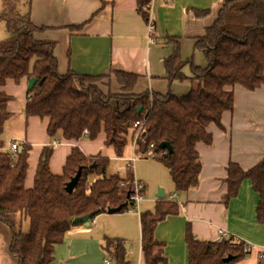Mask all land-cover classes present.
<instances>
[{"label": "trees", "instance_id": "1", "mask_svg": "<svg viewBox=\"0 0 264 264\" xmlns=\"http://www.w3.org/2000/svg\"><path fill=\"white\" fill-rule=\"evenodd\" d=\"M23 1L29 6L32 2L2 0L0 21L5 23L9 38L0 41V87L9 79L19 83L25 77L36 78L37 82L27 89L26 115L48 117L51 137L61 130L67 139H93L104 126L106 144L115 157H124L128 147H133L137 132L134 125L142 122L141 150L154 144L159 154L156 160L169 169L178 192L198 186L202 164L196 145H211L212 135L207 127L212 123L222 126L223 113L233 110L235 94L231 88L238 85L255 91L264 85V0L225 2L206 36L195 44L207 60L205 68L192 60L183 61L178 41L165 37V42L175 45L173 54L164 61L169 80H183L187 66L191 71L193 86L185 96L172 92L134 94L138 76L123 71L115 72L122 86L117 93L102 90V77L60 74L55 42L36 38L45 28L36 27L29 12H18ZM150 3L151 0H138V11L146 20ZM11 100L13 97L0 90V221L11 229L10 254L18 264H50L55 246L64 241L75 218L96 212L95 218L120 206V212L130 209V197L135 193L133 174L126 179L118 175L108 177L109 158L86 157L76 148L67 158L63 174L54 175L49 169L53 148L48 146L38 164L34 187L27 189L31 146L18 142L13 153L5 150L3 139L5 124L12 117L7 110ZM162 142L171 145L172 153L160 148ZM79 168L81 178L70 194L66 185ZM228 174L227 200L237 196L244 179H250L260 195L257 219L264 225V158L247 171L231 162ZM140 193L143 194L142 187ZM178 212L175 202L161 199L154 213L141 214V246L146 264L167 263L165 244L155 238V229L168 215ZM187 243L189 264H231L248 254V245L236 236L225 237L220 243L200 242L188 230ZM103 250L114 264H131L121 241L108 238ZM228 256L232 259L225 262Z\"/></svg>", "mask_w": 264, "mask_h": 264}, {"label": "crops", "instance_id": "2", "mask_svg": "<svg viewBox=\"0 0 264 264\" xmlns=\"http://www.w3.org/2000/svg\"><path fill=\"white\" fill-rule=\"evenodd\" d=\"M226 1L151 0L146 11L155 24L154 43L150 42L148 20L138 11V0H32L30 6L23 1L17 10L23 15L29 12L32 23L45 28L36 34L37 39L55 42L60 74L74 72L102 77V90L117 93L122 86L115 72L123 71L138 76L134 94L172 92L185 96L193 86L191 71L187 66L183 69V80H169L164 61L173 54L175 45L164 39L175 38L182 60H192L196 66L205 68L207 60L195 49V44L206 36ZM2 7L0 0V13ZM195 11L205 13L197 15ZM2 22L0 41L4 38ZM28 81L26 77L19 83L9 79L0 87L13 97L7 104L12 117L5 124L4 134L8 126L14 133L3 134L5 150L10 148L11 141H24L31 146L27 189L34 187L42 153L50 146L52 174L62 175L67 158L78 148L86 157L109 158L108 177L118 175L126 179L133 174V181L142 187L144 196L137 211L102 213L89 225L72 226L64 241L55 246L50 264H114L103 250L108 238L125 244V257L131 264H146L141 246V214L154 213L161 199L175 202L179 212L168 215L155 229V238L165 244L167 263L160 264H189L188 230L197 241L215 243L222 242L219 231L223 230L225 237L236 236L249 248L243 260L231 264H264V225L257 219L260 195L254 191L252 181L244 179L237 196L227 200L230 163H237L247 171L264 158V85L255 91L238 85L231 88L235 94L233 110L223 113L222 126L212 123L207 127L212 135L211 145L204 142L196 145L202 164L198 186L178 192L169 169L160 161L133 160L132 145L124 157H115L106 144L104 126L93 139H67L61 130L51 137L48 117L26 115ZM20 129L22 133L16 134ZM159 191L164 193L163 198L158 197ZM11 242V229L0 221V264H18L10 254Z\"/></svg>", "mask_w": 264, "mask_h": 264}, {"label": "built area", "instance_id": "3", "mask_svg": "<svg viewBox=\"0 0 264 264\" xmlns=\"http://www.w3.org/2000/svg\"><path fill=\"white\" fill-rule=\"evenodd\" d=\"M147 9V8H146ZM148 30H149V34L151 35L150 37V42L154 43V38L152 36L153 32L155 31V24L153 23V21L151 20V18L149 17L148 19ZM134 127L136 128L137 132L135 135V139H134V143H133V148L135 150V154H134V158L133 160H136L137 158H150V159H154L156 160L157 157L159 156L158 153L155 152V146L154 144H150L148 149L142 151L141 150V142H143V123L142 122H137ZM55 145H57V143H55ZM18 149V144L16 141H11L10 143V151L15 153ZM142 196L139 194V186H137L136 184V193L134 196L131 197V200H133L134 202L138 203L142 200ZM130 212V211H129ZM219 235L223 238L226 236V233L223 230L219 231ZM249 248L246 247V251H248ZM107 263H110L108 260L106 261Z\"/></svg>", "mask_w": 264, "mask_h": 264}, {"label": "water", "instance_id": "4", "mask_svg": "<svg viewBox=\"0 0 264 264\" xmlns=\"http://www.w3.org/2000/svg\"><path fill=\"white\" fill-rule=\"evenodd\" d=\"M37 82V79L32 77L29 79L28 81V89L32 88V86ZM160 148L161 149H164V150H167L169 153H172V147L171 145L168 143V142H162L160 144ZM23 148L20 147L19 148V151H21ZM81 175H82V168H79L76 175L74 177L71 178V180L67 183L66 185V191L68 193H73L76 185L78 184L80 178H81ZM158 197L159 198H163L164 197V193L162 191H159L158 193ZM123 206H120L118 208H109L107 210V212L109 214H114V213H118L122 210ZM96 215V212H93V213H90L86 216H83V217H78V218H75L73 221H72V225H79V224H87L89 225L90 221L94 218V216ZM232 259V256H228L227 258H225V262H229L230 260Z\"/></svg>", "mask_w": 264, "mask_h": 264}, {"label": "rangeland", "instance_id": "5", "mask_svg": "<svg viewBox=\"0 0 264 264\" xmlns=\"http://www.w3.org/2000/svg\"><path fill=\"white\" fill-rule=\"evenodd\" d=\"M5 23H1V27H3L4 28V33H3V36H1V37H4L1 41H3V40H6V39H8L9 38V33H8V31H7V29L5 28V25H4ZM98 84V83H97ZM100 84V83H99ZM98 84V85H99ZM100 86V85H99ZM28 87V86H27ZM12 133H14V131H13V129H12V127H10V126H8V127H6V130H5V136L7 135V136H10ZM16 134H18V135H20L21 133H22V129H20L19 131H16L15 132ZM7 150H9L10 151V148L8 147L7 148Z\"/></svg>", "mask_w": 264, "mask_h": 264}, {"label": "flooded vegetation", "instance_id": "6", "mask_svg": "<svg viewBox=\"0 0 264 264\" xmlns=\"http://www.w3.org/2000/svg\"><path fill=\"white\" fill-rule=\"evenodd\" d=\"M133 184H134L135 193H136V184H137V183H135V181H134ZM137 186H139V185L137 184ZM140 190H141V186H139V194L143 197V198H142V200H143V199H144V196H143V194L140 193ZM135 193H134V195H135ZM134 195H133V196H134ZM131 197H132V196H131ZM131 197H130V200H131ZM142 200H141V201H142ZM141 201H140V202H141ZM131 202H132V205L130 206V209L128 210V212H129V211H130V212L137 211V206H138V204H139L140 202L136 203V202H134L133 200H131ZM91 221H92V220H91ZM91 221H90V222H91Z\"/></svg>", "mask_w": 264, "mask_h": 264}]
</instances>
